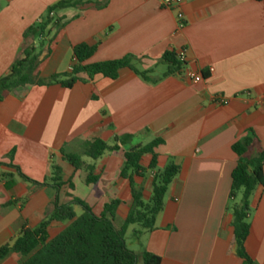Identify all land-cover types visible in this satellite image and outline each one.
Masks as SVG:
<instances>
[{
    "label": "crops",
    "instance_id": "1",
    "mask_svg": "<svg viewBox=\"0 0 264 264\" xmlns=\"http://www.w3.org/2000/svg\"><path fill=\"white\" fill-rule=\"evenodd\" d=\"M59 1L0 0V78L15 61L25 30ZM77 1L85 5L54 12L40 49L39 76L70 72L74 46L86 42L97 44L87 63L134 54L142 57L139 69L153 70L155 82L124 68L114 81L96 76L71 88L28 85L0 102V247L12 244L23 228L37 227L56 203L74 198L97 214L120 200V225L133 202L129 178L121 175L123 151L162 138L155 149L159 167L173 157L180 173L169 185L155 228L134 236L132 250L153 252L161 264H243L232 245L228 209L237 164L232 146L252 128L264 148V107L257 101L264 97V0H182L183 27L176 10L160 0ZM59 18L64 26L55 24ZM172 50L184 53L183 69L201 74V81L181 74L162 78L167 65L161 58ZM125 134L131 142L119 150H107L96 161L84 155L94 138L113 145ZM76 147L92 164L95 183L87 182V169L75 170L64 159ZM150 160L144 156L142 165ZM54 165L62 168V186L51 179ZM153 176V170L132 175L146 201ZM252 206L246 248L256 264H264V186ZM73 208L77 216L83 213L80 204ZM68 224L54 222L51 236ZM21 260L11 253L0 264Z\"/></svg>",
    "mask_w": 264,
    "mask_h": 264
},
{
    "label": "trees",
    "instance_id": "2",
    "mask_svg": "<svg viewBox=\"0 0 264 264\" xmlns=\"http://www.w3.org/2000/svg\"><path fill=\"white\" fill-rule=\"evenodd\" d=\"M77 0H61L48 8L46 17L39 19L29 26L23 33V41L19 53L9 72L0 78V102L10 93L28 85H49L60 83L71 88L75 83L93 81L96 76L109 80H117L124 68L133 70L142 79L155 82L151 78L153 70H141L138 62L142 58L134 54H127L114 60L87 63L97 51V44L80 43L73 48L75 63L70 72L50 77L38 74L40 65V49L44 38L49 33L47 28L54 20L51 13L57 9L72 6H84ZM58 26H64L62 18L55 21ZM161 60L167 65L162 78L174 74H181L185 63L180 61L176 51H167ZM62 77H65L62 79ZM132 135L116 136L113 145H109L101 138H94L86 147L84 155L91 161L98 160L107 150L117 151L121 145L131 142ZM163 143L162 138H156L145 145L130 146L123 151L124 166L121 171L123 177L129 178L132 189L133 202L127 217L119 225L116 223L117 208L120 200H112L105 204L100 214L95 213L83 200L74 198L72 202L55 204L53 212L35 228H23L12 244L0 247V261L11 253L21 256L20 264H161V257L144 249L140 254L132 251L126 243V234L131 225H137L133 234L139 238L144 232L155 228L157 215L164 208V200L169 185L180 173V166L173 157H169L163 167H159V154L155 149ZM237 155V164L232 172L229 211L232 215L233 227L232 245L243 264H256L246 248V240L251 232L250 215L254 208L252 198L256 190L264 186V148L252 128L233 146ZM150 155L147 167L142 165L144 156ZM75 170L87 169L88 183H95L97 176L92 173V164H87L75 154H64ZM153 170L152 195L146 201L142 191L137 189L132 175H141L144 171ZM24 176V175H23ZM52 181L56 186H62V168L53 166ZM69 188L74 185L71 180ZM80 204L83 213L76 215L73 206ZM54 222H68L69 224L55 236H51L50 227Z\"/></svg>",
    "mask_w": 264,
    "mask_h": 264
},
{
    "label": "built area",
    "instance_id": "3",
    "mask_svg": "<svg viewBox=\"0 0 264 264\" xmlns=\"http://www.w3.org/2000/svg\"><path fill=\"white\" fill-rule=\"evenodd\" d=\"M160 4L164 8L176 10L179 27L184 26L183 12L180 10L182 0H160ZM51 15L53 16L54 12H52ZM178 58L180 61L185 62V55L183 52L178 53ZM181 75L185 76V77H187L193 81H201L203 78V76L201 74L195 73V72L188 70V69H183ZM257 101H258L259 105L264 107V97L259 98ZM218 102H222V103L225 102L226 103V100H218Z\"/></svg>",
    "mask_w": 264,
    "mask_h": 264
},
{
    "label": "rangeland",
    "instance_id": "4",
    "mask_svg": "<svg viewBox=\"0 0 264 264\" xmlns=\"http://www.w3.org/2000/svg\"><path fill=\"white\" fill-rule=\"evenodd\" d=\"M164 69V67L162 66V67H160V71L161 70H163ZM73 152L76 154V155H78L79 157H81V158H84V156L82 155V150H81V148H75L74 150H73ZM136 227H138L137 225H133V226H130V228H129V231L127 232V234H126V243H127V246L132 250V249H134L135 250V248L131 245V241H132V239H134L135 237H134V235H133V233H132V231H133V229L134 228H136ZM133 251V250H132Z\"/></svg>",
    "mask_w": 264,
    "mask_h": 264
}]
</instances>
